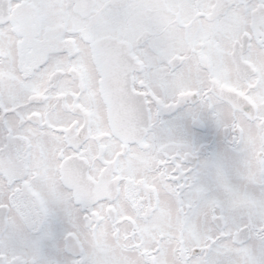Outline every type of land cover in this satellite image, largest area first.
<instances>
[{
  "label": "flooded vegetation",
  "instance_id": "1",
  "mask_svg": "<svg viewBox=\"0 0 264 264\" xmlns=\"http://www.w3.org/2000/svg\"><path fill=\"white\" fill-rule=\"evenodd\" d=\"M105 36L117 40L114 74L129 80V119L114 117L117 133L92 51ZM263 85L264 0H0V264H72L49 261L40 243L62 220L66 195L84 229L105 215L115 225L113 237L134 248L145 238L143 222L170 204L162 180L175 201L177 264L206 261L224 239L239 247L236 264H264V222L249 219L227 231L226 218L212 210L217 232L201 244L193 233L191 243L193 205L182 197L211 146L241 145L247 123L264 124V99L255 94ZM133 158L162 180L126 171ZM257 158L263 170L264 148ZM120 198L132 206L123 215ZM76 231L62 233L67 255L70 236L82 240ZM164 236L137 246L144 264L165 253ZM79 244L81 250H71L73 264H85Z\"/></svg>",
  "mask_w": 264,
  "mask_h": 264
},
{
  "label": "rangeland",
  "instance_id": "2",
  "mask_svg": "<svg viewBox=\"0 0 264 264\" xmlns=\"http://www.w3.org/2000/svg\"><path fill=\"white\" fill-rule=\"evenodd\" d=\"M221 38L222 42L226 39L225 36H221ZM231 79L234 81L232 76ZM255 94L257 98L264 99V85ZM261 106L264 114V103ZM246 127L247 134L241 145L230 148L218 140L217 145L211 146L212 153L202 156L196 170L191 172L192 187L185 190L182 195L184 200L190 201L193 205L187 215L190 225L186 232L191 243L193 242V233L196 234L198 242L201 244L207 234L217 232L209 219L212 210L222 213V216L226 218L227 231L238 228L249 219L254 225L264 222V169L259 167L257 158V151L264 148V124L262 122L247 123ZM261 132H263V137ZM199 137L202 139L203 135ZM152 157L153 154H150L151 164L154 160ZM126 171L135 176L144 174L149 180L153 179L155 182L158 179L162 180L157 171L151 167L148 168L147 165H143L135 158L130 161ZM184 180L185 178H183V182ZM160 183L165 185L166 197L169 198L170 204L165 209L161 205L157 211H153V216L148 222H143L141 232L146 234L145 238L141 244L136 241L134 248L126 247L120 239L116 240L113 237L115 225L105 215L96 218L93 230L89 227L84 229L78 217V208L69 201L68 195L64 196V204L60 210L62 220L52 226L53 231L49 232L45 238L48 240L47 244L43 239L40 240V243L44 244L42 248L45 249L47 259L49 261L62 259L73 264L75 260L71 254L72 247L81 250L79 243H82L85 264H144L143 255L138 251L137 246L141 249L147 245L153 246L159 233H163L165 238L162 240V252L166 251L165 253L160 251L154 258L153 264H177L173 251L175 233L179 226L175 201L173 194L168 192L169 183L163 180ZM137 184L141 186L140 182ZM143 198L144 195L140 200ZM104 203L101 204V209H103ZM116 203L122 215L132 209L131 202L126 199L120 198ZM127 225L129 224L127 223ZM68 228L71 233L78 230L82 235V240H77L80 242L70 236V255L63 253L64 242L61 238L63 231ZM238 250L239 247L233 245L229 239L221 240L215 244V250L210 253L206 261L198 258V264H213L211 261L213 258L222 260V263L216 261L218 264H236L235 259L239 256ZM240 261L237 260V262Z\"/></svg>",
  "mask_w": 264,
  "mask_h": 264
},
{
  "label": "water",
  "instance_id": "3",
  "mask_svg": "<svg viewBox=\"0 0 264 264\" xmlns=\"http://www.w3.org/2000/svg\"><path fill=\"white\" fill-rule=\"evenodd\" d=\"M116 41L117 40L111 36H105L96 41L92 48L95 64L99 73L102 75L101 94L107 106L109 121L114 133H117L118 131V129L115 128L114 117H122L121 120L125 122L129 119V111L125 107L127 104L126 100L128 99L127 92L129 90V80L126 75L123 78L122 76L120 78L116 77L113 70L112 55L113 48L117 44ZM65 167L68 170V173L66 174L67 184L71 186L73 177L72 159L67 161ZM83 174H86V185L87 189H89L88 194H91L95 183L93 178L88 174V163L83 166ZM215 218V222L221 225L218 221L221 217L215 215ZM240 232H244V229Z\"/></svg>",
  "mask_w": 264,
  "mask_h": 264
},
{
  "label": "bare ground",
  "instance_id": "4",
  "mask_svg": "<svg viewBox=\"0 0 264 264\" xmlns=\"http://www.w3.org/2000/svg\"><path fill=\"white\" fill-rule=\"evenodd\" d=\"M165 207L168 205V199L165 200Z\"/></svg>",
  "mask_w": 264,
  "mask_h": 264
}]
</instances>
